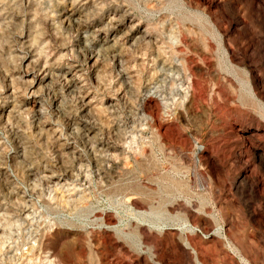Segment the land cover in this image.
<instances>
[{"label": "rangeland", "instance_id": "1", "mask_svg": "<svg viewBox=\"0 0 264 264\" xmlns=\"http://www.w3.org/2000/svg\"><path fill=\"white\" fill-rule=\"evenodd\" d=\"M0 264H264V0H0Z\"/></svg>", "mask_w": 264, "mask_h": 264}]
</instances>
